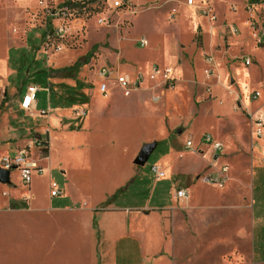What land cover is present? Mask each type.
Returning <instances> with one entry per match:
<instances>
[{"label": "rangeland", "instance_id": "rangeland-1", "mask_svg": "<svg viewBox=\"0 0 264 264\" xmlns=\"http://www.w3.org/2000/svg\"><path fill=\"white\" fill-rule=\"evenodd\" d=\"M115 1L0 0V57L7 53L11 58V65L19 68L13 75L10 96L13 99H19L29 86H38L40 91L37 94V110L39 112L50 110L49 113L47 112V118L56 116L59 112H56L55 108L61 105L66 106L63 100L70 96V90L65 86L75 90L80 83L88 89L98 87L96 74L101 65L116 66V63L120 62L123 63L121 67L128 65L138 68L132 63L143 67L151 65L155 60L153 43L161 40L165 31L167 36L176 33L171 41V47L176 51L178 45L175 43L188 38L179 42L181 53L178 56V63H184L188 68L185 76L175 83L176 88L181 87V94L176 98V93L167 92L159 103L153 102L146 106L138 100L139 96L133 95L126 98L119 91L111 92L108 99L100 101L96 91L92 90L89 106L86 107L89 111L88 116L91 115L92 123V127L87 130V135H75L69 130L73 123L71 119L65 121V123L68 122L65 126L57 127L53 121L48 122L44 115L42 117L21 115L15 105L7 100L0 107V127L4 125V114L8 113L11 119L7 121V126L9 124L11 129H15L14 133L20 135V140L33 142L37 136H41L43 142L48 141L50 148L47 146V149L38 151L34 150L35 148L28 149L30 157L35 155L44 167L52 166V168L50 173L34 175L30 186L23 183L20 171H12L11 184L0 183V195L10 193L13 187H17L21 193L35 195L37 199L31 205L35 208L37 201L47 203L50 195V181L57 183L64 190L69 186L73 176L83 178V174L86 173L88 176L86 190L89 192L90 188L94 190L97 187L95 180L101 173L102 164L115 163L123 170L130 164L135 167L134 171L131 169L135 175L130 184L122 186L123 190L115 194L116 205L123 207L131 205L139 208L149 206L152 213H160L161 209L182 210L186 207L185 202H179L175 198L176 192L182 187L190 189L193 203L202 207L226 211L228 205L234 208L243 204L252 206V197L250 196V202L248 199L244 202L243 195H251L252 186L254 187L255 184L254 195L257 196L258 184L250 182L249 190L248 186L238 181L232 183L234 178L239 179V172L246 171V169L243 170L240 162L235 164L234 161L235 158L237 161L238 159L245 161L248 158L247 144L237 150L225 148L218 159H214V155L213 165L211 169H208L210 157L194 154L185 148V142L189 136H192L198 146L203 145L210 150V145L202 143L203 135L206 133L215 136L216 124L224 119L228 121H225L221 131L235 133L241 130L245 141L248 139L250 115L244 110L241 102L245 94L248 95L255 89L260 90L262 96L264 95V37L259 36L261 32H264V5L252 4L256 0H226V3H217V0H213L209 2L212 10L208 16L209 33L205 34L200 26L199 34L195 37L193 29L190 28L188 36L184 24L179 26V17L183 16L181 12L188 5L186 0H133L128 5L114 9ZM68 2H74L76 5L68 6L65 15L60 14V10H63L67 6L64 4ZM231 2L234 4L228 7ZM227 7L231 13L228 12ZM237 10L242 14L241 20L227 21V19H233L234 14L233 16L231 14L236 13ZM240 12L236 14V19H240ZM220 18H226V20ZM61 28L64 31L60 33ZM232 28L239 30L238 38H234L231 34ZM213 32L217 33V41L208 43L207 36L211 37ZM148 36L151 47L150 42L149 48L139 46V39L149 40ZM94 48L96 50L88 65L71 76L45 80L44 74H40L44 70H58L72 66ZM15 49L18 51L16 52ZM245 56H250L252 59V65L246 66L248 74L246 76L241 69H238L237 73L240 80L247 77L252 87L244 94L237 84L235 67H244L243 57ZM208 57L213 58L216 64L212 77L205 74V70L209 67L206 63ZM154 63L164 66L160 61ZM225 67H227L226 75L234 76L236 81L229 82L228 77L221 80L220 71ZM220 81L227 88L223 89L225 93L232 96L233 108L238 113L233 111L228 103L215 104V101L222 99V96L214 90L215 86H219ZM232 93L234 96L231 95ZM235 93H238L239 98ZM153 96H150L148 101L152 102ZM57 102L62 104L58 105ZM70 112L74 118L77 116L76 110ZM241 114L246 124L242 121ZM171 121L178 123L170 130ZM49 129L51 137H49ZM177 130H181L182 134H177ZM14 143L16 142L1 138L0 157L13 156L17 150L27 148L25 145L19 147ZM150 144H156L155 149L147 163L137 167L134 161L142 148ZM48 148L49 154L44 152ZM259 151L260 147L257 144L254 152L258 154ZM181 153L183 156L180 157ZM48 155L51 160H45L49 157ZM89 163L92 164V170L83 171V165ZM169 163L175 172H190L188 174L191 175L190 178L186 175L184 179L180 175L168 173L166 179L156 180L152 166L159 165L166 169ZM227 165L231 166L232 170L231 180L225 189L221 190L202 181L208 172L216 173ZM198 171H200L198 175L201 179L195 176ZM228 186L232 189L236 202L232 196L223 197L228 194L226 193ZM110 192L102 193V195L106 196ZM101 198V195H94L93 204L98 205ZM252 207L258 214L260 205L256 198ZM222 217H226L225 212L205 214L202 219L210 222L206 224L202 221L201 231L197 229L194 231V226L188 221L185 222L184 217L181 216L183 228H178L176 231L175 235H178L176 243L172 244V239H169L170 228L167 226L162 234L164 239L162 238L161 244H158L155 250L149 249L147 252L149 251L152 255L163 251L162 258L170 257L171 254L170 259L176 264L188 259L189 253H191V259L195 260L192 262L187 260V264H239L242 254L247 253L251 255L249 264H264V230L261 235L258 230L256 231L255 243L251 241L250 247L232 248L231 243L212 244L213 241H222L220 239L232 236L234 225L230 221L231 218H225L222 226L219 227L211 224V221ZM239 219L242 220V216L234 219L236 226ZM40 224L41 226L38 225V216L30 221L22 217L17 219V223L0 222V264H92L91 249L81 244V237L74 234V240L79 242L76 243L69 240L71 234L63 236L59 234L58 228L67 227L69 231L72 229L73 225L69 218H62L60 226H53L50 218L43 217ZM256 224H258L257 220ZM132 227L141 240L142 233L148 232L146 223L134 222ZM40 231H42L41 238ZM63 232L67 233L65 229ZM57 236H60L58 241H56ZM189 236L190 242H188ZM148 240L147 238V243ZM155 240L157 241V238ZM195 240L197 243L194 242ZM182 244L185 245L182 246ZM160 257L153 258L146 254L143 256L142 253L134 254L128 248V256H122L120 262L123 261V264H168L167 261H161Z\"/></svg>", "mask_w": 264, "mask_h": 264}, {"label": "crops", "instance_id": "crops-1", "mask_svg": "<svg viewBox=\"0 0 264 264\" xmlns=\"http://www.w3.org/2000/svg\"><path fill=\"white\" fill-rule=\"evenodd\" d=\"M132 1L133 0H131V2ZM187 1L188 0H186V5H187ZM212 1L213 0L211 1L194 0V3L192 6L187 5L185 10L181 12V15L183 16L181 18L179 17V26H181L182 23L184 24V26L186 27V33L188 34V36L190 35V28H191V30L193 29L194 36L196 37L199 34L200 26L204 29L205 34L209 33L210 20H208V16L203 14L202 10L209 5V2H212ZM218 2L226 3V0H217V3ZM231 4H234V3L231 2L228 5V7ZM240 4H242V2ZM252 4L263 6L264 0H256V2ZM228 7H227V10H228ZM228 12L230 11L228 10ZM238 12L240 11L237 10L236 13H232L231 14L232 16L234 14L233 19H227V21L233 20V21L239 22L242 18V14L240 12L241 14L240 19H236L235 16ZM220 19L226 20V18H220ZM233 30H236V33H233ZM231 34L233 35L234 38H238V36L240 35L239 30L236 28H232ZM175 35L167 36L166 31H165L164 37L161 40H158L153 43L154 44L153 58L155 60L153 59L154 61L152 62L151 65H146L145 67H143L142 65L132 63L134 66L137 65L138 68H135L133 66H128V65L126 66L125 64H124L125 67H121L123 64L121 62H120L121 64L116 63V66L119 65L117 67L111 66L108 64H103L98 68L97 74H96V77L98 79V82H97L98 87L96 86V88L88 89L85 87L84 84L80 83L76 87L78 89L75 90L74 88L72 89L69 86H65L66 89L70 90V96H68L67 99L63 100L66 106L61 105L62 103L57 102L59 103L58 105H61L55 108V111L59 112V114L56 116H50L49 118H47L46 115H47V112L48 113L50 112V110L49 111L42 110L40 112L37 110V107H38L37 100L33 108L30 111L27 112V111L22 110L21 102H22L23 96L26 93V89L23 95L19 99H13L10 96V86L13 82L12 81L13 75L16 72V69H19V68H17V66L11 65V58L10 56L7 55V53H5L3 57L2 56L0 57V107L4 103H6L7 100H9V103L10 104L13 103L15 107L17 108V110L20 111L19 113L21 115H25V116L29 115L30 117H34V116L37 117V115H40V117H42L44 115L45 116L44 118H47L48 122L53 121V123L57 127H60L61 125L65 126L66 124H68V122L65 123V121H68V119L69 120L71 119L73 123L71 124L72 126L69 130H71L75 135H81V134L87 135L88 128L92 127L91 115L90 117L88 116L89 111L86 109V107L89 106V98L91 96L92 90L96 91V96L99 98L100 101L108 99L110 97L111 92H115V91H119L122 94V96L126 97L122 89L118 88L117 86H112L107 95H104L101 93L100 86L102 84V81L99 78L98 73L100 69L103 67H110L121 75H128L132 80H135L138 74H142L145 78L143 84L139 88H135L129 97L133 95L139 96L138 100L146 106H149L150 103H153V102L159 103L164 98V96L167 94V92L176 93L177 95L176 98H177L182 92L181 87L176 88L175 86L176 84H175L174 88L171 89L169 87L170 86L169 84H165L164 78L162 76L157 77L155 80L151 79V74H152V70L154 67H159L162 70L163 69L172 70L170 80L174 83H177V81L180 78H183L185 76V73L188 72V68L186 64L178 63V56L181 53L179 42L185 41L188 38L182 41H177V43H175L176 45H178V50H177L178 53H176L177 51L173 50L171 47V44H172L171 41ZM141 39H146L148 41V48H149V42H150V47H151L150 37H149V40L147 38H140L138 41V45ZM207 39H208L207 41L208 43H210V41H217V33L213 32L211 37L207 36ZM233 40L234 39H232V41ZM15 51L17 52L18 50L15 49ZM243 58H249L251 60L250 66L252 65V59L250 56L248 57L245 56ZM155 61L162 62L164 66L154 63ZM207 65L209 67L206 70L208 69L212 70V75L209 76V77H212L214 75V70H216V64L214 67L210 66L208 63ZM127 68H131V69H127ZM196 69L198 70L199 68L197 67ZM238 69L243 70L247 76L248 73L246 70L248 69V67H246L245 63H244V67H239V66L235 67V74L238 78L237 84L240 87L241 91L244 92L245 94L247 90L251 89L252 84H251V81L247 79V77H245L244 80L243 79L240 80V77L237 73ZM226 70H227V67L223 68L220 71L221 80L226 79L228 77L229 82L236 81V78L234 76L226 75V72H225ZM44 78L45 80L51 79V78H47L45 75H44ZM219 83L222 85L219 84L218 87L215 86L214 90H216L222 96V99H220L219 101L218 100L215 101V104L224 105L228 103L230 104L233 111H235L233 108V103L231 101L232 96L226 94L225 91L223 90L226 87L223 85V83H221V81ZM255 90H258V89H255ZM146 93H148V95ZM235 94L238 95V93H235ZM152 95L154 96L152 97V102H150L148 101V99ZM231 95L234 96V93H232ZM129 97H126V98H129ZM238 98H239V95H238ZM69 99H72V101H74L76 105H72L71 104L72 101H69ZM241 105L244 108V110L248 112L249 115L259 117L262 114H264V95L262 96V92H261L260 98L254 100L250 98L249 94L248 95L245 94L244 99L241 102ZM79 109H84L87 112V115L85 118L80 119L77 114H76L77 116H75L74 118V116L70 112L71 110L78 111ZM240 117L242 118V121L246 124V120L243 118L244 116H242L241 114ZM10 119H11V115L8 113H5L3 116L4 125L0 127V140L1 138H3L9 141L10 140L14 141L16 142L14 144H16V146H19V147L20 146L23 147L24 145L27 147L30 146L32 141L29 142L25 140L24 141L20 140V135L18 133H14L15 129L14 128L11 129L9 127V124L7 126V123L10 121ZM225 121H228V120L227 119L220 120L216 124L217 133L215 136L213 134H206V133H204V135H209L214 141L221 142L224 146V151H225V148H228V150L230 149L237 150L239 148H242L243 145H246V144L248 145V153H249L248 158L245 161L243 159L242 160L238 159L237 161L236 158H235V161L233 160L235 164L236 162H240V165H243L242 166L243 170L246 169V171L239 172L240 173L238 174L239 179L234 178L232 180V183H235V181L236 182L238 181L244 186H248L249 190L251 189L249 185L250 182L252 183L254 182L258 184L257 196L254 195V192L256 191V189L254 188L255 184H254V187L252 186L251 195L250 194L249 196L243 195L244 202L247 199L250 202V196L252 197V206L255 203V198L257 199L258 204L260 205L258 214L253 210L254 208L250 204L248 206L247 204L246 205L243 204L242 206L236 207V208H234V206L232 205L231 206L228 205L226 206V208L228 207L226 211H223L221 209L212 208V207L211 208L202 207L199 204L193 203V197H191L190 195V189L189 190L185 189L188 192V198L186 200H181V201L178 200L179 202H185L186 204V207L183 208L182 210H178L175 208H172L170 210L161 209V211L159 209H153L154 211L159 210L160 213L158 212L152 213V211L149 209V206L139 208V207H133L131 205H126L125 207L116 205L117 198L114 200V202L111 205L105 206L107 201L110 200L113 196H115V194L118 191L123 190L124 187L122 186L126 184L127 185L130 184V182L132 181L135 175L133 172L134 171L133 169L135 167L130 164V166L126 167L123 170L119 165H116L115 163L113 164L104 163L102 164L101 173L99 174V177L96 178L95 180V183H97V187H95L94 190H91V188L89 192L86 190V185H88L86 183L87 181L86 177H88L86 176V173L83 174L84 175L83 178L80 176H73L71 178L69 186L67 188H64V190H62L64 193L62 196H59L57 198H51V196L49 195V197L47 198L48 200L47 203L43 204V203H38L37 201L35 204V208L34 207L32 208L31 206L37 199L33 193L32 194L21 193L17 187H13L12 188L13 190H10L11 191L10 193L9 192L2 193L0 195L2 196V198H0V220H1L0 222L14 221L15 223H17V219L22 218V217H25L29 219L30 221L34 218H37L38 216V225L40 226H41L40 223L43 217L50 218L53 226H60L59 225L60 219L69 218L73 225L72 229L69 231L67 227L58 228L60 229L59 234H62V236L65 234H69V235L71 234L70 236L71 238H69V240L73 242L75 241L74 234H76L78 237H81L80 238L81 244L87 245L91 249L92 264H123V261L120 262V258L122 256H126V257L128 256V248H130L132 253L134 254L142 253L143 256H145L146 254L147 256L148 255L153 256V258L161 256L160 257L161 261H165V262L167 261L166 263L168 264H176V262L171 261L170 259L172 257L171 254H170V257L164 256L165 258L164 257L162 258L163 251L159 253H153L151 255L149 251L147 252V250L149 249L155 250L158 244L159 245L161 244L162 238L164 239L162 234L165 231V229H167V226H169L170 228L169 230L170 238L169 239H172V244L174 242L176 243V239L178 236V235L177 236L175 235L176 231L178 230V228H183L181 216L184 217L185 222L188 221L189 223L192 224V226H194V231H196V229L201 231L202 221H204V223L206 224L210 222V221L209 222L206 221L207 219H202V218L205 216V214H208V213L212 214L214 212H225L226 217H222L214 221H211V224H215L217 225L216 227H219V226H222L225 218H231L230 221L233 222L234 229L232 230L231 237H226V238L224 237V239L223 238L220 239L222 241L216 240L214 242L212 240L213 241L212 244L214 243V245H217L219 243L220 244L231 243L232 248H235V247L240 248L243 246L250 247L251 241H254L255 243L256 231L258 230L259 234L261 235L262 231L264 230V129L262 131V136L256 137V135L253 133L252 124L250 120H248V126L250 129V133H249L248 139L245 141L244 133L241 130L235 133H229V132L225 133L224 131H221V128L223 129L222 126L225 123ZM177 123L178 122L171 121V123H169L170 130L172 127H175ZM170 130H168L169 134H170ZM48 131L50 135L49 137H51L50 129ZM177 131H178L177 134H182L181 130H177ZM35 139H38L41 142H43V138L41 136H37ZM191 139L194 140V137L192 136L188 137V139L185 142V148H186L187 141ZM46 143H47L46 146H49L50 148V143L48 141H46ZM256 143L260 147V151L258 154L257 153L255 154L254 152L257 147ZM197 147L199 148L198 150L199 153H194V154L201 155L202 157H206V156L210 157L211 162L208 165V169H211L213 165L212 157L214 156L212 149L210 148V150H207V148H205L203 145L201 146L197 145ZM49 148L48 150H46L47 154L50 153ZM33 149L34 148H31V150ZM34 150L38 151L36 148ZM18 151L19 150H17V152ZM189 152L192 153L191 151ZM239 152L241 153L242 151L240 150ZM181 156H183L182 153L180 154V157ZM214 157H215L214 159L220 158V156L217 157L216 155ZM31 158L37 165H39L43 169L44 173L51 172L52 166H50L49 168L44 167V164L42 165L41 163H39L38 159L35 158V155L31 156ZM1 159L2 157H0V161ZM45 160H51L50 156L47 157ZM82 168H83V171H87V170L91 171L92 164L91 163L85 164L83 165ZM161 168L163 167L161 166ZM229 168H230L229 180L226 182L223 188H219L221 190L225 189L227 186V183L231 180L232 167L229 166ZM163 169L166 172L167 176H168V173H170L171 175H180L184 179H186L185 176L186 175L189 176L188 174H190V172L186 173V172L173 171L170 163L167 164L166 169L165 168ZM200 171L195 173V176L197 175L196 177L198 179H201L198 175ZM214 173L215 171L214 172L211 171V172H208L207 175H211ZM11 176H12V172L10 174V182H11ZM89 178H92V176H89ZM189 178L187 179L191 180ZM49 189H50V183H49ZM182 189L184 188L181 187L180 190ZM91 191H93V193ZM108 191H111L110 194H107L106 196L102 195V193L105 194ZM226 193L228 194L223 195V197L229 198L232 196V198L235 199V195H232L233 191L232 189H230V186H228V190L226 191ZM97 194L101 195L102 198L100 199V203L98 205H95L93 204V198H94V195H97ZM235 202H236V199H235ZM26 205L28 206V208H24ZM241 216H242V220L239 219L236 222L237 224L236 226L234 219L236 217L241 218ZM256 220L258 224H256ZM134 222H138L140 224L146 223V225L148 226V232L146 234L143 232L141 235L142 240L139 238V236L136 235V231L132 227V223ZM198 223H200V225L197 226ZM64 229L67 233L63 232ZM39 234L41 238L42 231H40ZM251 234H253V237H251ZM59 238L60 236H57L56 241H58ZM147 238L149 239L148 243H147ZM155 238H157V241L155 240ZM193 238L196 239L195 237ZM261 239H262L261 236H259V240ZM190 241L191 240L189 236L188 242ZM53 242H55V240H53ZM75 242L79 243L77 241ZM194 242L197 243L196 240ZM166 244L169 247L168 241H166ZM184 245L185 244H182V246ZM190 254L191 253H189L188 259H186L185 261H181L180 264H187L188 263L187 260L191 262L194 261L195 259H191ZM168 259H170V261ZM250 261H251L250 254H247V253L242 254L239 264H249Z\"/></svg>", "mask_w": 264, "mask_h": 264}, {"label": "built area", "instance_id": "built-area-1", "mask_svg": "<svg viewBox=\"0 0 264 264\" xmlns=\"http://www.w3.org/2000/svg\"><path fill=\"white\" fill-rule=\"evenodd\" d=\"M130 2L131 0H116L113 4V7L114 9H119L123 7L124 5L130 4ZM193 3H194V0H188L187 2L189 6H192ZM67 8L68 6H65L64 9L60 10L59 13L60 14L62 13L63 15H65V11ZM211 11L212 10L209 5L202 10L203 14L206 16H209ZM63 31H64L63 28L59 29L60 33ZM233 33H236V30H233ZM259 36L264 37V32H261ZM139 45L145 48L148 46V41L146 39H141L139 42ZM243 60L246 66H250L251 60L249 58H244ZM206 61L210 66H213V67L215 66V62L213 58L208 57ZM171 73L172 72L170 69L162 70L159 67H154L152 70L151 79L155 80L157 77L162 76L164 78L165 84H169L170 85L169 87L173 89L175 83L170 80ZM205 74L208 77L211 76L212 70L211 69L206 70ZM98 76L102 81V84L100 86V91L102 94L107 95L112 86H117L118 88L122 89L126 97H129L132 91L135 88H139L145 80L142 74H138L135 80H132L128 75H121L110 67L101 68L98 73ZM39 91H40V88L35 85H31L27 88V91L25 95L23 96V99L21 102L22 110L28 112L33 108L34 104L36 103L37 94ZM249 96L251 99L256 100L260 98L261 92L258 90H253L249 93ZM77 115L80 119H83L86 117L87 112L84 109H79L77 111ZM250 122L253 127V133L256 135V137H261L262 131L264 129V114H262L259 117L250 115ZM202 143L210 145V148L212 149L214 155H216L217 157L221 156L224 152L223 144L221 142L214 141L209 135L203 136ZM28 148L29 149L36 148L37 150H44V149H47V146H44L43 142H41L40 140L34 139V141L31 143L30 146H28L27 148L23 150L18 151L13 156L8 155L5 157H2L0 161V168L6 171H10V173L14 170L20 171L21 179L23 183L27 186H30L33 176L42 175L44 171L39 165H37L32 160V158L30 157ZM186 149L191 150L193 153H199L198 152L199 148L196 146V143L194 142L193 139L187 141ZM151 169L155 175L156 180L160 181L166 178L167 176L166 172L164 171L163 168H161V166L153 165ZM229 174H230L229 166H223L216 173L203 177L202 181L208 185L216 186L218 188H223L226 182L229 180ZM63 194L64 193L62 189L57 185V183L53 181L50 182L51 198H57L59 196H62ZM175 198L180 201L186 200L188 198L187 190L185 189L178 190L175 194Z\"/></svg>", "mask_w": 264, "mask_h": 264}, {"label": "trees", "instance_id": "trees-1", "mask_svg": "<svg viewBox=\"0 0 264 264\" xmlns=\"http://www.w3.org/2000/svg\"><path fill=\"white\" fill-rule=\"evenodd\" d=\"M64 5L74 7L76 4L74 2H68V3H65ZM95 50H96V48H94V50L89 52L85 57L81 58L79 61H77L72 66L65 67V68L58 69V70H52V69L44 70L40 74H44L47 78H61V77H65V76L66 77L71 76L72 74L79 72V70L82 67H84L85 65H87L89 63V61L91 60ZM69 101H72V99H69ZM71 104L76 105L74 103V101H72ZM43 145L46 146L47 143L43 142ZM45 153H47V151ZM114 199H115V196H113L110 200H108L107 203L105 204V206L111 205L114 202Z\"/></svg>", "mask_w": 264, "mask_h": 264}, {"label": "water", "instance_id": "water-1", "mask_svg": "<svg viewBox=\"0 0 264 264\" xmlns=\"http://www.w3.org/2000/svg\"><path fill=\"white\" fill-rule=\"evenodd\" d=\"M155 147H156V144L145 145L140 151L136 160L134 161V164L137 167L144 166L147 163ZM10 174H11L10 171H6L0 168V183L10 184Z\"/></svg>", "mask_w": 264, "mask_h": 264}, {"label": "bare ground", "instance_id": "bare-ground-1", "mask_svg": "<svg viewBox=\"0 0 264 264\" xmlns=\"http://www.w3.org/2000/svg\"><path fill=\"white\" fill-rule=\"evenodd\" d=\"M171 72H172V70H171Z\"/></svg>", "mask_w": 264, "mask_h": 264}]
</instances>
